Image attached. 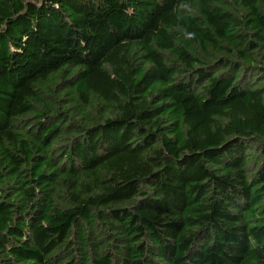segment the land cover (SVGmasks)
Listing matches in <instances>:
<instances>
[{
    "label": "trees",
    "instance_id": "trees-1",
    "mask_svg": "<svg viewBox=\"0 0 264 264\" xmlns=\"http://www.w3.org/2000/svg\"><path fill=\"white\" fill-rule=\"evenodd\" d=\"M0 264H264V0H0Z\"/></svg>",
    "mask_w": 264,
    "mask_h": 264
}]
</instances>
